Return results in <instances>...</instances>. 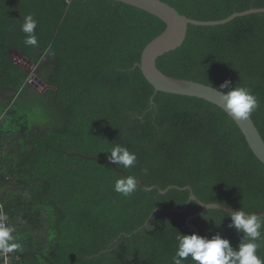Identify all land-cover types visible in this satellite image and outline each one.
Masks as SVG:
<instances>
[{"label": "trees", "instance_id": "1", "mask_svg": "<svg viewBox=\"0 0 264 264\" xmlns=\"http://www.w3.org/2000/svg\"><path fill=\"white\" fill-rule=\"evenodd\" d=\"M162 1L199 20L264 7V0ZM28 14L38 21L36 46L23 42ZM165 26L115 0H0V93L11 92L0 98V213L20 245L14 264H173L177 235L195 232L186 219L202 207L189 190L163 194L141 183L125 197L114 190L118 169L148 187L191 185L204 202L264 211V163L232 117L204 99L156 91L142 73V51ZM13 51L37 61L51 87L29 85ZM157 66L216 88L225 80L250 87L264 139V12L190 24L184 44ZM114 144L136 153L133 167L109 161ZM230 214L209 209L191 223L235 247L243 234L229 227ZM259 243L264 259V237Z\"/></svg>", "mask_w": 264, "mask_h": 264}, {"label": "clouds", "instance_id": "2", "mask_svg": "<svg viewBox=\"0 0 264 264\" xmlns=\"http://www.w3.org/2000/svg\"><path fill=\"white\" fill-rule=\"evenodd\" d=\"M38 21L34 14L24 16L21 30L25 33L24 44L36 46L38 38L36 28ZM49 54L52 53L51 45L48 47ZM224 89H228L224 91ZM219 93V101L223 108L239 119L249 118L254 110L259 106L258 98L250 87L242 84L232 85L230 80H225L219 88H215ZM108 159L117 166L124 169L133 167L137 162L135 152L128 147L114 144ZM138 186L135 176H121L115 180L114 190L123 196H131ZM231 223L229 227H234L242 233V237L237 246H233L228 238L219 233L210 238L195 232L191 234L177 235L178 248L172 257L173 264H184L185 260L191 257L194 264H264V259L258 254L261 246L259 241L264 237V216L257 213H248L243 208L235 212H230ZM7 216L0 213V253H13L20 247L16 237L13 235L15 227L7 223Z\"/></svg>", "mask_w": 264, "mask_h": 264}, {"label": "water", "instance_id": "3", "mask_svg": "<svg viewBox=\"0 0 264 264\" xmlns=\"http://www.w3.org/2000/svg\"><path fill=\"white\" fill-rule=\"evenodd\" d=\"M115 1L143 9L159 17L166 25L163 32L159 34L157 37H155L144 47L142 51L140 63H138L145 78L155 88V90L168 92L172 94L198 97L222 108L232 117V119L241 129L255 156L261 162L264 163V139L251 116L247 119H239L236 118L234 115H232L230 112H228L225 108H223L219 101V93L215 90L216 87L195 80L183 79L168 75L163 71H161L157 66V60L160 56L164 55L167 52L175 50L184 44L187 38L190 24H194V25L225 24L235 19L236 17L245 16L258 12H264V7L251 8L245 11L235 12L229 15L228 17L220 20H199L181 14L175 7L171 6L170 4L162 0H115ZM35 80L37 81V83L35 82L34 85L36 88H39V84H42L43 82L40 77H36ZM49 87L51 86L46 85L43 88V91H45ZM112 164L116 166V164L114 163ZM118 170L123 173V176H127L124 170L122 169H118ZM137 181L138 183L143 184L146 189L151 190L153 188H156L159 190L160 193L163 194L172 188L189 190L190 193L189 201L193 200L202 207V210L199 213L191 215L186 219V224L191 229H193L197 234H200V231L195 225L191 223V220L204 214L207 210L220 209L229 213L239 210L223 203H218V202L207 203L202 201L195 194L191 185H186L184 187H180L178 185H169L166 189L163 190L157 185L148 187L145 181L142 180H137ZM256 213L260 216H264V211L256 212Z\"/></svg>", "mask_w": 264, "mask_h": 264}, {"label": "built area", "instance_id": "4", "mask_svg": "<svg viewBox=\"0 0 264 264\" xmlns=\"http://www.w3.org/2000/svg\"><path fill=\"white\" fill-rule=\"evenodd\" d=\"M12 58H13V61L18 66L23 67L30 74L27 82L29 83V85L35 87L34 83L35 82L37 83L35 78L39 76V71H40L39 63L37 61H33V60L25 57L24 55H22L18 52H15V51L12 52ZM45 60H46V58H43V62ZM43 85L46 86V83L39 84V87H41V86L43 87ZM1 213L4 214L3 209H1ZM7 223H8V219H7ZM0 257L2 259L1 264H14L15 259L16 260L18 259V256H15L11 253H8V254L0 253Z\"/></svg>", "mask_w": 264, "mask_h": 264}, {"label": "rangeland", "instance_id": "5", "mask_svg": "<svg viewBox=\"0 0 264 264\" xmlns=\"http://www.w3.org/2000/svg\"><path fill=\"white\" fill-rule=\"evenodd\" d=\"M49 60V59H48ZM47 63L46 64H50L51 63V60H49V61H46ZM45 85H43V87H44ZM43 87L41 86V87H39V89L43 92ZM4 94H9V95H11V92L10 91H6V92H2V93H0V98H5V96H4ZM40 113V111H39V109L38 110H36L35 112H34V117L35 118H37V117H40V118H38L39 120H41L42 118H41V115L39 114ZM40 115V116H39Z\"/></svg>", "mask_w": 264, "mask_h": 264}, {"label": "crops", "instance_id": "6", "mask_svg": "<svg viewBox=\"0 0 264 264\" xmlns=\"http://www.w3.org/2000/svg\"><path fill=\"white\" fill-rule=\"evenodd\" d=\"M44 84V83H43Z\"/></svg>", "mask_w": 264, "mask_h": 264}]
</instances>
